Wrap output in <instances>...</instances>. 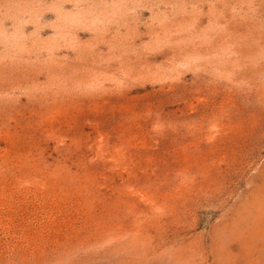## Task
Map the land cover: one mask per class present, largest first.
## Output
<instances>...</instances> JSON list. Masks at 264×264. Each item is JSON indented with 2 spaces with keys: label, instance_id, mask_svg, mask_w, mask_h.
<instances>
[{
  "label": "rangeland",
  "instance_id": "rangeland-1",
  "mask_svg": "<svg viewBox=\"0 0 264 264\" xmlns=\"http://www.w3.org/2000/svg\"><path fill=\"white\" fill-rule=\"evenodd\" d=\"M0 264H264V0H0Z\"/></svg>",
  "mask_w": 264,
  "mask_h": 264
}]
</instances>
